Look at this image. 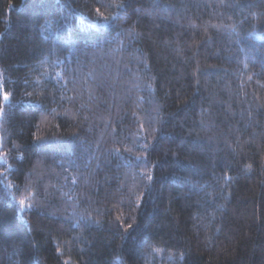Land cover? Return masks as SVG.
I'll return each instance as SVG.
<instances>
[{
  "label": "trees",
  "instance_id": "1",
  "mask_svg": "<svg viewBox=\"0 0 264 264\" xmlns=\"http://www.w3.org/2000/svg\"><path fill=\"white\" fill-rule=\"evenodd\" d=\"M0 264H264V0H0Z\"/></svg>",
  "mask_w": 264,
  "mask_h": 264
},
{
  "label": "snow or ice",
  "instance_id": "2",
  "mask_svg": "<svg viewBox=\"0 0 264 264\" xmlns=\"http://www.w3.org/2000/svg\"><path fill=\"white\" fill-rule=\"evenodd\" d=\"M3 98H4L5 100H7V99H8L7 94H4ZM22 203H23V202H22Z\"/></svg>",
  "mask_w": 264,
  "mask_h": 264
}]
</instances>
